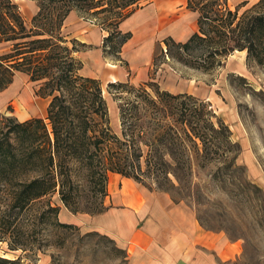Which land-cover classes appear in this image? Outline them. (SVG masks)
<instances>
[{
	"label": "trees",
	"instance_id": "obj_1",
	"mask_svg": "<svg viewBox=\"0 0 264 264\" xmlns=\"http://www.w3.org/2000/svg\"><path fill=\"white\" fill-rule=\"evenodd\" d=\"M37 2L38 11L27 25L14 0H0V43L8 47L0 54V91L20 73L39 85L36 95L49 98L45 119H9L7 129L0 128V188H6L2 196L11 213L30 212L33 203L54 194L66 209L77 213L71 207L73 189L66 187L69 172H63L70 161L85 167L91 182L99 183L103 203L108 195V173L139 183L134 174L145 163L149 173L166 179L171 162L185 164L186 140L197 155L216 146L213 116L204 103L155 88L151 95L144 88L127 85L128 81L108 85V91H117L115 98L123 101L117 107L120 131L116 134L109 125L100 82L78 74L80 64L73 56L88 46L62 33L68 14L75 11L104 31V56L122 62L121 48L131 33L122 31L120 25L139 0ZM185 4L197 15V30L184 42L165 39L166 56L209 71L234 51H245L248 62L264 65V0L242 12L246 2L233 9L229 0H186ZM58 211L59 207L47 200L39 218L43 221L52 213L57 216ZM8 248L16 247L9 244ZM17 263L0 257V264Z\"/></svg>",
	"mask_w": 264,
	"mask_h": 264
},
{
	"label": "rangeland",
	"instance_id": "obj_2",
	"mask_svg": "<svg viewBox=\"0 0 264 264\" xmlns=\"http://www.w3.org/2000/svg\"><path fill=\"white\" fill-rule=\"evenodd\" d=\"M257 1L229 0V5L233 9L246 2L240 9L242 12ZM14 2L29 25L38 11L37 0ZM185 3L186 0H139L132 6L133 12L120 29L131 33L127 42L148 46L152 66L142 73H129L127 85L144 88L151 95L155 88L204 103L213 116L216 131L212 136L216 146L197 155L186 140L184 165L175 166L171 162V170H167L169 174L164 179L156 178L155 172L149 173L143 163L141 171L134 174L139 183L131 180L134 183L130 187L141 190L150 201L182 207L201 229L238 241L240 253L232 264H264V65L248 62L245 51H234L209 71L185 66L166 56L165 39L184 42L197 30V15ZM132 18L138 20L130 22ZM91 25L95 24L71 11L64 20L62 33L68 39H77ZM94 29L106 35L97 25ZM85 44L88 47L81 52L93 48ZM7 50V44L0 43V54ZM81 52L73 56L80 64L78 74L97 75L95 79L100 82L108 108L109 125L119 134L117 107L123 101L115 98L113 93L117 91H108L106 72L111 68L101 62L94 69ZM38 87L26 75L17 73L12 83L0 91V128L6 130L9 119L17 122L45 119L49 98L36 95ZM68 167L63 169L70 177L66 187L73 189L75 202L73 205L71 202V207L78 210L74 215L80 219L74 224L73 213L62 210L64 206L57 194L33 203L30 212L11 213L2 196L6 188H0V257L16 259L17 264H128L125 249L109 234L85 225L87 216L97 215L94 213L105 208L106 197L102 203L99 183H92L87 169L80 164L70 161ZM128 185L126 180H114L107 174V190L118 191ZM47 200L58 206L59 211L57 216L52 213L42 221L39 214ZM57 221L70 227H61ZM9 244L16 248L10 250Z\"/></svg>",
	"mask_w": 264,
	"mask_h": 264
},
{
	"label": "crops",
	"instance_id": "obj_3",
	"mask_svg": "<svg viewBox=\"0 0 264 264\" xmlns=\"http://www.w3.org/2000/svg\"><path fill=\"white\" fill-rule=\"evenodd\" d=\"M137 20L132 18L130 22ZM94 26L91 25L84 34L79 32L81 36L76 38L93 47L81 52L85 54L86 63L90 61L96 69L105 62L111 68L106 72L109 82H125L129 73H142L152 66L148 46H135L131 41L121 49L122 62L105 57L101 48L105 35ZM86 77L95 79L97 75L90 73ZM110 176L114 180H126L128 187L118 191L109 188L105 210L87 216L85 225L109 234L125 249L128 264H232L239 256L238 241L201 229L191 213L180 206L150 201L135 186L131 189L130 183H134L131 179L116 173H110ZM62 210L66 208L62 207ZM77 220H80L77 215L72 214V224Z\"/></svg>",
	"mask_w": 264,
	"mask_h": 264
}]
</instances>
